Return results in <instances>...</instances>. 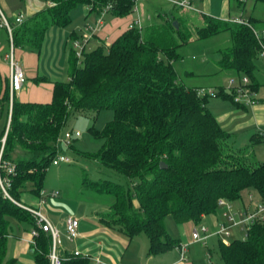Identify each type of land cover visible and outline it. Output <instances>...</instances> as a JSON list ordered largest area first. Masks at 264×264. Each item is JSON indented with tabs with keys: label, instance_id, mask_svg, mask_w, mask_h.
<instances>
[{
	"label": "trees",
	"instance_id": "16d2710c",
	"mask_svg": "<svg viewBox=\"0 0 264 264\" xmlns=\"http://www.w3.org/2000/svg\"><path fill=\"white\" fill-rule=\"evenodd\" d=\"M44 1V9L21 24H11L12 40L4 26H0V37L11 40L14 47L40 50L49 28L68 26L71 11L80 4L98 14L111 6L109 12L117 17L129 16L136 6V0ZM238 1L242 7L245 0ZM255 1L264 4V0ZM204 20L205 25L196 30L197 38L229 30L232 45L222 50L219 67L248 77L254 90L264 19L250 18L247 24L235 26L212 17ZM191 38L187 29L164 19L144 30L129 28L109 46L84 51L82 65L72 45L68 79L54 82L50 103L21 102L16 93L11 95L10 82H6L0 91L1 112L8 108L2 138L8 123L9 129L1 172L5 176L4 166L15 165L9 188L13 199L24 204L27 192L40 197L46 172L57 154L55 142L73 116L112 108L114 120L102 131L91 128L95 138L104 140L102 150L82 154L97 161L104 175L98 179L85 176L82 188L110 195L113 202L102 217L104 224L129 238L145 235L149 254L179 246L180 241L166 229L168 216L178 225L197 224L223 207L219 206L221 198L232 202L245 190H254L264 202V162L255 157L254 142L234 148L229 133L207 106L209 95H199L198 88L179 79L175 68L182 59L179 48ZM218 95L234 100V93L224 89ZM16 202L0 191V264H17L7 257L12 221L25 223L29 232L37 227L32 213ZM50 246V235L40 231L32 248L35 264H50ZM219 252L223 264H264V222L252 224L244 239L229 244L220 241ZM64 264H89V260L70 257Z\"/></svg>",
	"mask_w": 264,
	"mask_h": 264
},
{
	"label": "crops",
	"instance_id": "0c3cea01",
	"mask_svg": "<svg viewBox=\"0 0 264 264\" xmlns=\"http://www.w3.org/2000/svg\"><path fill=\"white\" fill-rule=\"evenodd\" d=\"M22 1L24 2L25 9L24 11L20 10L13 17V22L15 23L18 15H23L24 20H27L47 6L44 0ZM238 2V0H223V8L220 12H214L219 18L208 15L213 14V0H194V9L192 10L197 11V8H203V11L208 13L203 14V25H205V16L223 21H227L229 18H235L230 17L232 6L240 11L239 17L245 20H249L250 18L264 19V8H261V10L258 9L256 13L254 12L257 3L254 2L251 13L245 17L243 13L245 12L244 5L246 0L242 7ZM86 6L88 10L79 26L72 25V27H69V24L66 27H50L40 50L14 47L11 40L0 37V91L6 82H10L11 62L9 56L13 51L15 60L23 70L27 80L30 81L24 86L22 91L16 94V98L21 102L50 103L53 95L54 82L65 80L63 78L65 70L67 71L68 79V62L73 42L87 35L88 27L96 26V22L101 15L96 12H90V6ZM0 8L7 18H9V15H12L9 5L5 0L0 4ZM105 14L103 16V24L97 28L91 41L86 45L88 47L92 45L90 50L101 45L109 46L126 32L131 24L140 21L139 19L132 18V15L117 17L111 12L110 15L105 16ZM159 17L160 20L158 22L151 23L146 27L158 24L166 19L172 22L177 21L179 27L187 29L188 17L186 14L170 16L166 13H160ZM76 29L80 30L79 34L84 32L85 35L78 37ZM218 62L217 66L219 70H222ZM176 65L175 68L177 71ZM229 74L234 77H240L232 71H229ZM37 78H46V81L38 83L35 81ZM254 82L256 88L253 91L256 94L254 95L253 93V96L257 98H252L250 104L229 99V102H223L222 107L217 109L213 106H211L212 109L209 108L208 104L207 106L220 125L229 133L230 143L234 148H245L254 142V155L259 161L264 162V139L261 136L264 130V56L261 55L256 60ZM188 87L202 88L201 86ZM231 92L232 90H229V93ZM256 196L258 198L257 202L261 203L262 198L260 195L256 193ZM254 197L255 195H251V198ZM22 202L30 207L41 208L52 225L59 229L63 240L62 252L65 256H69L73 251L79 250L89 257V264H96V258L101 260V264H208L207 260L212 259V248L216 242L222 241L225 244H229V242L220 240L218 236V241H216L217 239L213 237L215 235L211 236V239L208 238L210 240L209 242L208 240L206 243L194 242L192 239V231L196 229V223L187 222L178 225V229H175L174 234H172L175 236H172L170 231V233L168 232L173 238L180 241L179 246L156 255H151L149 254V239L145 235L129 238L119 230L106 226L102 220L105 214L101 215L96 210L72 209L69 197L63 198L59 194L56 198H47L45 203L40 205V197H34L31 193L27 192L23 194ZM68 209H71L72 212H69ZM244 209H246L245 211H250L246 207ZM69 216H74L79 219V237L75 241H69L66 235L65 220ZM202 220L208 222V225L214 229L215 223H212L215 220L210 218V215L204 216ZM31 241L30 232L26 230H24L21 236L11 235L8 240V259L13 258L18 264H35L32 256L33 245ZM199 243L202 244V247L195 248V245ZM183 244L187 245V250L182 258L179 247Z\"/></svg>",
	"mask_w": 264,
	"mask_h": 264
},
{
	"label": "rangeland",
	"instance_id": "374dc122",
	"mask_svg": "<svg viewBox=\"0 0 264 264\" xmlns=\"http://www.w3.org/2000/svg\"><path fill=\"white\" fill-rule=\"evenodd\" d=\"M3 0H0V4ZM9 5L11 16L9 15V21L14 24L13 17L20 11H24L25 5L22 0H5ZM255 0H246L244 16L247 17L251 13ZM223 8V0H213L212 9L213 14H208L203 11V8H197V11L185 10L184 8L175 6L168 0H139L137 9L130 15L132 18L139 19L140 24L137 25L140 30L160 20L159 14L166 13L170 16H178L179 14L187 15V30L192 34V40L187 44L182 45L179 48V53L182 59L176 64L177 72L179 74L180 81L186 86H201L206 89H213L214 94L209 95L208 105L209 108H220L223 102H229V99L222 98L218 95L221 89L226 91L234 90L240 87L244 77H234L229 74V71L219 70L217 62L221 59L222 50L231 45V32L229 30L221 32L217 35L198 39L196 36V30L201 27L203 22V14H208L213 17L219 18L214 12H220ZM264 8V4L257 3L255 13L258 9ZM88 8L85 4H80L71 11L72 21L69 27L72 25H80L84 20L85 14ZM8 13V11H7ZM240 11L236 7L232 6L230 17H239ZM106 15H110V12H106ZM15 19V18H14ZM105 20V19H104ZM231 25L232 24L230 23ZM78 37L85 35V33L79 34L80 30L76 29ZM89 35V33H87ZM89 36H92L91 34ZM91 41V39L89 40ZM92 48L86 46L85 51H89ZM182 61V62H181ZM83 63V55L79 57V65ZM188 72V73H187ZM63 78L67 79V71H64ZM233 81V82H232ZM25 75V81L20 89L16 90V94L22 91L24 86L29 83ZM256 94L254 91L252 92ZM250 98L256 99L253 94ZM246 101L245 98H241L240 102ZM7 110L5 107L2 112L0 109V139L4 133L7 124ZM115 113L112 108L102 109L99 113L87 112L79 113L73 116L69 121L67 129L73 132H80V137L76 138L72 145L62 146V153L72 159L71 163H61L59 165H50L46 172V177L43 185V192L49 193L51 191H58L60 197L70 199V205L72 209H83L86 211L96 210L99 214L103 215L109 212L110 206L113 202V198L110 195H101L92 191H85L82 188V182L85 176L90 179H98L104 174L100 172L101 169L97 161L89 160L82 154H96L100 152L104 145L103 139L95 138L91 133V128L98 131H102L105 126L114 120ZM114 177V176H113ZM251 195H255L251 198ZM256 192L254 190H245L241 193V198L232 202H228L230 208L227 210V214H238L244 212L246 209L253 210L258 205ZM69 210V209H68ZM69 212H72L70 209ZM224 208L220 207L215 213L209 214L210 218L215 221L214 229L208 225V222L201 220L196 224V229L200 231L202 226L209 229L210 233L216 232L224 222H228L227 218L223 215ZM214 215V216H213ZM212 216V217H211ZM167 231L174 234L175 229H178V224L171 216L165 220ZM27 226L25 223H18L12 221V235L21 236ZM169 232V233H170ZM229 236L223 235L219 237L220 240L230 242L234 239L246 237V230L241 226L230 229ZM175 236V235H172ZM217 239V236H213ZM211 239V238H210ZM210 240H208L209 242ZM218 241V239L216 240ZM217 243V244H216ZM212 248L211 260H207L208 264H223L220 258L219 243L216 242ZM196 247H202V244H196ZM18 264V263H17Z\"/></svg>",
	"mask_w": 264,
	"mask_h": 264
},
{
	"label": "built area",
	"instance_id": "2783aa9c",
	"mask_svg": "<svg viewBox=\"0 0 264 264\" xmlns=\"http://www.w3.org/2000/svg\"><path fill=\"white\" fill-rule=\"evenodd\" d=\"M172 2L175 6L181 7L184 9H194L193 7V1L194 0H168ZM139 0H136V6L135 10L137 9V4ZM111 9V6H107L103 12L101 13L100 17L98 18L96 22V26L94 27H88V33L89 35L91 34L92 36L96 32L97 28L100 27L103 24V16L106 12H109ZM24 22V16L23 15H18L16 17V23L21 24ZM227 22L235 24V25H242V24H247V20L243 19L242 17H235V18H229ZM140 24V21H136L135 23L130 25V28L133 27H138L137 25ZM0 26H4L7 28L11 40H12V26L3 12V10L0 8ZM85 35L82 39L75 40L73 42V47L76 50L77 56L81 57L85 51L86 45L89 42V40L92 38V36ZM261 44V51L260 55L264 56V44L260 42ZM10 57V68H11V78H10V89H11V95L13 96L14 93H16L17 89H20L23 86V83L25 81V74L21 67L19 66L18 62L15 60L14 53L13 51L11 52ZM233 82V81H232ZM250 85V80L248 77H244L242 80V84L240 87H237L236 89L232 90L234 93V99L236 102H240L241 98H245L246 101L244 103L250 104L252 102V92L253 90ZM213 89H206V88H198L197 93L201 96L204 95H211L214 94ZM12 110V102H11V108H10V113ZM10 122V119H9ZM9 129V123L7 126V131ZM2 138V147L0 150V191L3 193L4 197L9 198L10 200L16 202L13 197L9 193V188L12 183L11 176H14L16 174V168L13 163H9L5 165L4 169L6 170V175H2V154H3V149L4 145L6 142V135ZM80 132H73L70 129H65L61 135L58 137V139L55 142V146L57 149V154L55 158L52 161V165H59L61 163H71L72 159L68 157L67 155H64L62 153V146H71L72 142L80 137ZM262 138L264 139V130L261 133ZM59 192L58 191H51L49 193L41 192L40 195V205L45 203V200L47 198H56L58 197ZM19 206L23 207L24 209L28 210L29 212L32 213V215L36 219V224L37 227L32 229L30 232L32 241L31 244L34 246L35 245V238L39 235V232H45L50 235L51 237V246H50V251H49V262L50 264H64L67 259L70 257H81V258H86L88 259L89 257L87 255H84L81 253L79 250H75L72 252V254L69 256H65L62 252V247H63V240L61 237V233L58 228L54 227L46 214L42 211L41 208L39 207H30L26 204H22L19 202H16ZM219 206L225 207L223 215L224 217L227 218V223L224 222L221 227L214 233H210L209 229L202 226L200 228V231L197 229H194L192 231V239L194 242H201V243H206L208 238L211 236L215 235L218 237H221L223 235L229 236L230 234V229L234 227H239L241 226L243 229L247 230L249 227L254 224L256 221H261L264 222V202L259 203L252 211H244L238 214H227L228 208H230L228 202H226L225 199L221 198L219 200ZM65 225H66V235L69 241H75L79 237V219L74 217V216H69L65 220ZM180 253L181 257L183 258L185 255V252L187 250V245L183 244L180 247ZM96 264H101V260L96 258L95 259Z\"/></svg>",
	"mask_w": 264,
	"mask_h": 264
},
{
	"label": "water",
	"instance_id": "95a60500",
	"mask_svg": "<svg viewBox=\"0 0 264 264\" xmlns=\"http://www.w3.org/2000/svg\"><path fill=\"white\" fill-rule=\"evenodd\" d=\"M173 24H174V26H175L176 28H179V25H178V22H177V21H174ZM161 167H162V168H165V167H166V165H165L164 162L161 163Z\"/></svg>",
	"mask_w": 264,
	"mask_h": 264
}]
</instances>
